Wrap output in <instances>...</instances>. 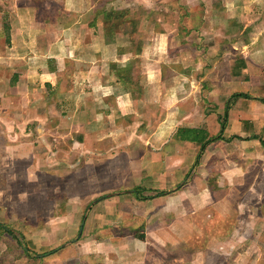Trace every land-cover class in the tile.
<instances>
[{"label":"crops","instance_id":"obj_1","mask_svg":"<svg viewBox=\"0 0 264 264\" xmlns=\"http://www.w3.org/2000/svg\"><path fill=\"white\" fill-rule=\"evenodd\" d=\"M118 1L106 0L103 7L109 11ZM96 4L97 0H0V139L3 127L17 135V124L38 122L41 116L52 128L50 135L68 137L73 153L77 148L93 156L126 155L120 169L127 172L115 184L117 190H94L96 197L84 201L90 202L86 209L82 203L67 205L62 222L48 226L51 233L40 244L52 250L47 258L55 264H162L168 249H181L183 264H205L208 259L195 258L191 240L209 234L204 225L209 224L211 206L219 219L220 204L231 186L233 195L264 204V0H205L207 32L202 38L216 36V26L219 32L227 27L224 39L216 43L219 54L212 50L209 55V60L217 55L228 61L222 72L229 78L227 88L213 85V91L221 93L208 100L213 109L208 116L197 114L187 125L180 118L185 98L177 97L164 119L158 108L156 126L144 131L143 142L150 141L153 150L146 153L143 148L140 155L139 148L126 150L119 142L134 131L131 126L141 119L142 106L159 107L163 91L176 89L161 82L163 34L149 29L147 38L145 32L139 36L140 30L123 20L121 27L110 25L114 30L109 19H102L104 13L98 15L102 12ZM212 63L206 76L219 68ZM35 94L43 104L40 112L32 109ZM236 94L247 97L232 98ZM29 112H34V119ZM221 122L226 136L217 134ZM181 128H202L209 137L222 139L209 143L199 156L197 143L175 137ZM102 139L113 142L101 149ZM87 140L94 143L93 149L83 148ZM136 144L143 146L138 140ZM2 145L0 141V156ZM54 169L67 170L53 165ZM251 170V180L242 177ZM157 192L165 193L156 196ZM253 217L251 209L245 218ZM78 218L77 224L69 221ZM82 223L80 241L66 246ZM245 230L238 231L244 235ZM258 230L255 222L250 232L258 235ZM61 245L64 248L57 250ZM209 248L198 249L201 256ZM178 261L174 257L165 264Z\"/></svg>","mask_w":264,"mask_h":264},{"label":"rangeland","instance_id":"obj_2","mask_svg":"<svg viewBox=\"0 0 264 264\" xmlns=\"http://www.w3.org/2000/svg\"><path fill=\"white\" fill-rule=\"evenodd\" d=\"M105 2L106 0H97L98 7H96L98 11L102 12L98 14L101 17L106 10V7H103ZM110 6L112 9L109 10L111 14L109 27L113 23L120 24L121 27L123 20L125 25H131L130 28L133 27L136 32L140 30L139 36L145 32V38H147L149 33L151 35L149 29L156 34L160 32L163 34L161 82L164 87H174L177 91L176 89L163 91L162 94L165 96L159 107L157 105L149 107V104L147 107L142 106L141 119L131 126L134 131L131 132L130 137H125L119 142V145L126 150L134 147L139 148H134L140 150L139 155L143 148H146L144 150L146 153H150L153 150V145L147 140L145 143L143 142L146 137L144 131H152L156 126L158 114L155 117L154 112L158 108L162 109L164 119L170 113L167 110L168 106L177 97L185 98L180 103L183 106L180 118H184L187 125L194 121L197 114L208 116L210 111L208 113L207 111L213 109L211 107L213 103L208 100L214 96L213 93L221 96V93L216 89L213 91V85L219 83L222 87L227 88L229 78L222 72L226 70L228 61L223 58L219 60L216 44L224 39L222 33L227 27L221 28L219 32V27L216 26L212 31V36H216L202 38V34L207 32L204 31L207 27L203 18L207 8L205 0H121ZM224 14H228V12ZM119 15H121L120 19L112 20L114 16ZM102 19L105 20L103 17ZM112 29L117 30L116 26H112ZM193 45L196 48L192 47ZM209 49L210 53L207 52ZM212 50L217 51L215 53L217 55L209 60L213 53ZM152 55L155 58L159 55L158 51H155L156 56L154 53ZM212 62H216L219 68L215 69V73L206 76L208 71L212 70ZM151 76L150 73L149 77L152 78ZM137 89L139 90V88ZM187 94L190 97H187ZM170 95H172V100L167 99ZM34 100L36 103L32 105V109L37 108L40 112V109L43 108L40 95L35 94ZM204 100L206 106H202ZM22 109L27 111L25 108ZM29 116L34 119V112H31ZM37 118L39 123L32 121L31 123L17 124L15 129L17 135L3 127L0 139L3 142L0 156V225L7 227L14 236L1 231L0 264H27L25 261L35 258L39 259V262L35 261L31 264H55V261L52 262L47 258V254L52 250L46 245L40 244L42 240H47L48 236L45 235L51 233L47 230L48 226L53 227L62 222L64 219L63 209L67 208V205L72 208L75 207L74 205L82 203L86 209L90 202L86 204L84 201L96 197L93 193L94 190L106 192L111 187L117 190L118 186L115 184L124 179L127 172L120 169L125 167L126 155L99 154L93 156V154H80V150L77 148L73 153L70 151L73 144L68 137H65V134L59 135V137L56 134L53 137L49 134L52 128L48 127L41 116H37ZM217 134L227 135V131L222 130L220 123ZM137 140L143 146L137 145ZM111 142L113 141L102 139L98 145L104 149L111 145ZM85 144L84 149L88 150L94 147V143H90L88 140ZM227 148L229 150L232 146ZM44 153L49 154L43 155ZM113 162L115 169L112 170L110 167ZM198 164L197 160L193 165ZM53 165L56 168L65 167L67 170L66 172H63V169L51 170ZM46 167L50 168L46 170ZM253 173L255 171H247L246 175L243 173L245 176L242 177L251 180ZM191 177L192 174H189L187 179L190 180ZM229 189L233 190L229 191V197L224 198L225 202L220 204L219 219H217L215 207L211 206L209 224L205 223L204 225V229H207L209 234L200 235L199 238L193 237L191 240L195 258L197 260H201L203 257L204 260L208 259L205 264H264V204L258 200L251 202L250 197L247 196L246 202L243 195H233V186ZM259 195L256 193L257 197ZM251 209L254 210V217L252 220L246 219L245 217H248ZM83 215L86 216V212ZM69 221H75L77 224L79 218L69 219ZM255 222L259 226L258 235L250 232L251 228H254ZM244 228L246 229L245 234L242 235L238 230ZM78 236L77 232L72 234L69 241L65 242L66 246L80 241L81 236ZM207 246L210 247L209 250L201 256V251L198 249H205ZM60 247L57 250L63 249L64 245ZM163 255L162 264L169 262L174 257L179 260L178 264H183L186 260V258L181 260L185 256L181 249L177 251L168 249L164 251Z\"/></svg>","mask_w":264,"mask_h":264},{"label":"trees","instance_id":"obj_3","mask_svg":"<svg viewBox=\"0 0 264 264\" xmlns=\"http://www.w3.org/2000/svg\"><path fill=\"white\" fill-rule=\"evenodd\" d=\"M110 11L108 12H104L105 14V20H110L111 21V14L109 13ZM112 12V11H111ZM120 16H117L112 19V20H117V19H120ZM112 23V22H111ZM110 28H112V26H110ZM237 97H247V95H243V94H236V95H233L232 98H237ZM263 103H264V100H263ZM226 116V114H225ZM224 116V117H225ZM221 127H222V130L224 129V123L221 122ZM175 137L181 141H187V142H192V143H197L199 146H200V152H199V156L200 154L204 151V149L207 147V145L209 143H211L212 141H214L215 139H222V136H217L218 138H211L209 137V134L208 132L205 130V129H197V128H181L177 131ZM263 147H264V144H262ZM135 193L138 195V191L135 190ZM165 192H157L155 195L156 196H160V195H163ZM153 197V196H152ZM150 197V198H152ZM147 199V198H146ZM1 231L4 233H7L8 235L10 236H14L13 233L7 228V227H4V226H1L0 225V233ZM140 237H143V236H140ZM0 238H1V234H0ZM1 251H2V248L0 246V254H1ZM36 262H39V259L35 258L33 259L31 262L32 263H35ZM30 262V263H31Z\"/></svg>","mask_w":264,"mask_h":264},{"label":"water","instance_id":"obj_4","mask_svg":"<svg viewBox=\"0 0 264 264\" xmlns=\"http://www.w3.org/2000/svg\"><path fill=\"white\" fill-rule=\"evenodd\" d=\"M82 230H83V223L81 224V227L79 229V236L78 237H80Z\"/></svg>","mask_w":264,"mask_h":264}]
</instances>
